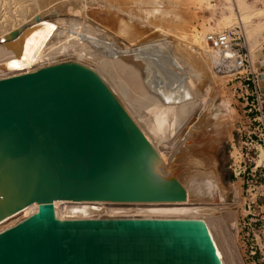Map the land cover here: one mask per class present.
I'll use <instances>...</instances> for the list:
<instances>
[{
  "label": "water",
  "instance_id": "water-1",
  "mask_svg": "<svg viewBox=\"0 0 264 264\" xmlns=\"http://www.w3.org/2000/svg\"><path fill=\"white\" fill-rule=\"evenodd\" d=\"M185 197L92 67L65 60L0 78V221L38 205L0 231V264H222L202 219H60L53 205Z\"/></svg>",
  "mask_w": 264,
  "mask_h": 264
},
{
  "label": "bare ground",
  "instance_id": "bare-ground-1",
  "mask_svg": "<svg viewBox=\"0 0 264 264\" xmlns=\"http://www.w3.org/2000/svg\"><path fill=\"white\" fill-rule=\"evenodd\" d=\"M1 1L6 5L7 0ZM28 1L35 4L27 9L21 7L19 18L10 16L5 30L13 23L30 19L28 12H32L41 2ZM96 1H99L102 10L91 12L98 23L93 25L94 30L89 31L84 7ZM128 1L121 6L106 4V0H72L66 4V18L26 27L23 32L18 31L16 37L14 33L9 35L6 42H0V78L65 60H75L92 67L113 90L151 142L158 157L169 171L175 173L186 190V197L181 201L59 199L53 202L58 218L202 219L208 226L222 264H227L230 260L227 257L236 259L235 254L239 255L232 235L237 226L235 216L238 203L233 207L228 202L227 188L218 172L215 149H218L222 132L219 121L230 118V107L229 99H224L222 106L227 109L224 114L221 106L215 103V95L224 78L220 74H229L236 67L222 52L211 48L204 35L213 30L214 19L220 12L219 22L226 29H242L255 69L253 61L256 62L264 50V0H257V4L250 0H217L218 3L211 0ZM193 7L197 12H204L201 17L205 29L201 34L181 31V26L187 21L181 19L179 11ZM156 22L160 25L166 22V31L138 42ZM104 39L107 40L106 47ZM136 42L138 44H134ZM196 109L198 113L201 111L196 113L199 122L191 126L196 115L191 122L188 119ZM203 112L215 125L206 131L200 126ZM204 132L211 134L203 135ZM257 158L256 163L260 165L264 161V147L261 145H257ZM183 161L187 165V169L183 170L186 172L176 171V166L179 167ZM237 185L233 183L231 187L235 201L239 199ZM37 206L36 202H32L1 220L0 231L34 213ZM224 215L230 216L229 222L225 221ZM218 229L220 239L223 240L224 236L226 246L228 240L224 232L229 231L228 237L233 247L231 249L229 244L228 256L217 236Z\"/></svg>",
  "mask_w": 264,
  "mask_h": 264
},
{
  "label": "rangeland",
  "instance_id": "rangeland-1",
  "mask_svg": "<svg viewBox=\"0 0 264 264\" xmlns=\"http://www.w3.org/2000/svg\"><path fill=\"white\" fill-rule=\"evenodd\" d=\"M40 1L41 2H39L38 7H35L34 9H32V12H28V16L30 19L17 22L16 24L13 23L6 30H5V25H6L7 19H10V16H16L17 18H19V11L21 10V7H24L27 9V8H30L35 3L33 1H28V0H12V1L7 0L5 2L6 5H4L3 1L0 2V24H3L1 27V31H0V42L1 43L6 42L9 39L8 38L9 35H12L13 33L15 34V37H16L18 35V31L23 32L26 27L39 25L41 23H44V21L46 22L47 20H48L47 22H49V20L52 21L56 19L66 18L65 16L66 10H67L66 4L72 0H40ZM106 1H107L106 4L111 3V4H118L121 6L129 2L128 0H106ZM211 1L213 3H216V2L218 3L217 0H211ZM250 2L251 3L253 2L254 4L259 3L257 2V0H250ZM195 3L197 2L195 1ZM99 4H100L99 1H96L95 3H93L95 7L93 5H87L84 7V10L86 11L85 18L88 24L89 31L94 30L93 25L95 23H98V21L93 17L91 12L96 13V12L101 11L102 10V9L100 10L101 4L100 6ZM202 8L205 9L204 6ZM198 12L195 11V7L191 8V10L184 11L182 9L181 12L179 11L181 15V19L184 21H187V24L183 25L184 27L181 26V31L182 29L184 32L186 31L188 33L195 31L196 33H199V34H201L204 31L205 23H204L203 18L201 17L203 16L204 12L203 11L201 12L198 11ZM220 19H221V14L219 12L214 19L215 23H214L212 31L227 30L224 27V25L219 22ZM164 23L163 25H160L157 22L154 23L151 27L148 28V30L144 33V35L140 38L138 42H140L142 39L145 40L152 36L154 37V35L157 36L160 33H163L164 32L163 30L166 31V22ZM158 25L159 27H157ZM40 27L42 28V26H39V28ZM172 27L174 26H171V28ZM5 37H7V39ZM110 41L111 40H109L108 43L111 46ZM138 42L134 44H138ZM103 44L105 45V47L107 46L106 39L103 40ZM112 48L115 50L114 46H112ZM109 51H111V47ZM163 52H166V50H163ZM263 55H264V50L262 51V53L258 55V58L262 57ZM253 64L255 66V69L253 67L252 69L254 70V72L256 71L255 75H256L257 81L255 83L250 82V85L247 87L248 92L251 93L252 90H254L256 87L257 89L259 88V91H261L260 93L264 96L262 89L260 87V76L261 75L257 67L258 60H256V62L253 61ZM234 72L235 70L229 74H220L224 78H222L221 85L218 87L217 93L215 95V100H216L215 103L217 106H221L220 108L224 114L227 113L226 107L222 106V101L224 99H227V98L229 99V107H230L229 108L230 118L229 119L225 118L224 119L225 121L223 120L222 122L221 120L219 121L221 123L222 132L218 139L219 140L218 149H215V156H216V161H217L218 172L220 174L223 184L227 188L228 202L231 203V206L233 207L238 203V205H236L237 212L235 216L236 221H237V226L232 235H234L233 237L235 238L239 255L235 254L236 259L235 258L231 259V257H227L228 260L230 258L229 262L227 261V264H235V263L237 264H264V166H262L264 165V161L259 165L260 168H258L256 177L254 178L253 181L249 180L248 171L242 172L236 177L234 175V171L231 169L232 167L231 165L233 161L232 154L234 155V151L241 149V147H247V146L252 147V145L257 146V144H255L254 141L251 142L249 138L247 139L245 136L241 137L240 132L246 131L247 133H250V136H252L254 139L256 137L254 133H258L260 129L257 127V122L252 121V117L256 114L254 108H252V105H253V103L251 102L252 96H250L248 100L242 98L244 97V92L246 88L242 85L244 83H240L241 82L240 79L238 78L234 79V75H235ZM238 94L242 95L240 96V99L237 98ZM263 100H264V97H263ZM246 101H248V104H246ZM242 102L244 104H242ZM250 108H252L251 111L248 110ZM196 113H198L197 109H196V112H194L193 116H190V118L188 119V122H191L193 120V117L196 115ZM195 117H194L195 119L193 120V124H191V126H194V123L196 124V122H199L198 116L196 115ZM202 117L203 119L201 120L202 123L200 126H202L203 129L205 128L204 129L205 131L209 130L210 127L211 128L215 127V125L211 124V122L209 121V117L204 115V112H203ZM204 119L207 120V123ZM224 123L226 124L224 125ZM213 131L214 130H212L211 132ZM211 132L209 133L204 132L203 135L211 134ZM248 157L253 162L247 161L248 158L246 157L245 158L246 165H248L249 163L250 165H253L254 162L256 163V161L259 160L258 158L256 159L257 155H255L252 151L249 152ZM185 163L186 162L184 161L181 162L179 167L176 166V170L178 172L182 171L181 173L183 172L185 173L186 171H183L184 169H187V165ZM181 173H179V175ZM233 183H235L236 185L238 184L237 185L239 188V199L237 200L238 202L234 200V194L231 191V187ZM223 214H226V213L223 212ZM226 216L228 217L227 219H226ZM226 216L224 217L225 221L229 222L228 220H230V216L228 215ZM218 232H219V229L217 233ZM224 233L226 236V240H228L227 245L228 246L231 245L230 247L232 249L233 246L231 244V241L229 240V237H230V234H228L229 231L228 232L225 231ZM220 234L221 233L217 234L219 239L221 238ZM222 238L224 240V236H222ZM223 240L221 241H222L223 247L225 246L224 248L226 249L225 251L228 256L229 249Z\"/></svg>",
  "mask_w": 264,
  "mask_h": 264
},
{
  "label": "built area",
  "instance_id": "built-area-1",
  "mask_svg": "<svg viewBox=\"0 0 264 264\" xmlns=\"http://www.w3.org/2000/svg\"><path fill=\"white\" fill-rule=\"evenodd\" d=\"M205 41L208 45L222 52L226 59L232 60L233 65L236 67L234 72V79H240V83L246 89L244 92V99L248 100L250 96L251 102L253 103L252 108H254L256 114L252 117V121L257 122V127L260 128L258 133H254L256 137L253 139L250 136V133L246 131L240 132L241 137L249 138L251 142L254 141L257 145H264V100L263 95L260 93L259 88L255 87L251 93L248 92V86L250 82L255 83L256 75L254 70L252 69V63L250 60V55L248 49L245 45V36L240 27H236L234 30H215V31H207L204 35ZM248 104V101H246ZM248 109L251 111V109ZM250 142V143H251ZM249 143V144H250ZM245 150V151H244ZM253 152L257 155V146L252 145V147H241V149L234 151V155L232 154V167L231 169L234 171V175L237 177L242 172L248 171L249 180L253 181L256 177L257 170L260 168L259 165H256L254 162L253 165H246L245 158L247 157V161L253 162L249 157V152ZM264 166V165H262ZM243 168V169H242ZM242 169V170H241ZM256 182V181H255ZM255 187V186H254ZM253 189V188H252Z\"/></svg>",
  "mask_w": 264,
  "mask_h": 264
},
{
  "label": "crops",
  "instance_id": "crops-1",
  "mask_svg": "<svg viewBox=\"0 0 264 264\" xmlns=\"http://www.w3.org/2000/svg\"><path fill=\"white\" fill-rule=\"evenodd\" d=\"M259 71H260V87L262 89V92L264 94V55L260 58H258V65H257ZM240 94L237 95V98L240 99ZM264 97V96H263ZM242 104H244L242 102Z\"/></svg>",
  "mask_w": 264,
  "mask_h": 264
}]
</instances>
